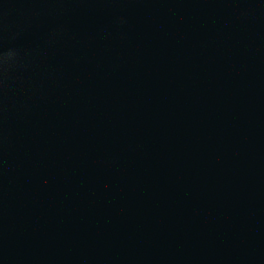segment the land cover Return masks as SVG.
<instances>
[{
  "label": "water",
  "instance_id": "1",
  "mask_svg": "<svg viewBox=\"0 0 264 264\" xmlns=\"http://www.w3.org/2000/svg\"><path fill=\"white\" fill-rule=\"evenodd\" d=\"M0 264H264V0H0Z\"/></svg>",
  "mask_w": 264,
  "mask_h": 264
}]
</instances>
